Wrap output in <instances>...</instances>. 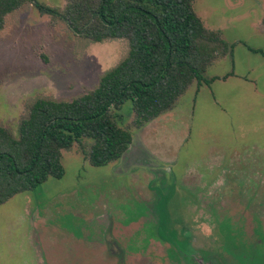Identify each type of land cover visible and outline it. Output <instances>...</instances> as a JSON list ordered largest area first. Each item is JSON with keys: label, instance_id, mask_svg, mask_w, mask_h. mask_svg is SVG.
I'll list each match as a JSON object with an SVG mask.
<instances>
[{"label": "rangeland", "instance_id": "1", "mask_svg": "<svg viewBox=\"0 0 264 264\" xmlns=\"http://www.w3.org/2000/svg\"><path fill=\"white\" fill-rule=\"evenodd\" d=\"M194 9L233 46L207 70L211 82H193L172 110L141 127L131 101L115 110L133 132L116 162L93 165L87 142L63 150L61 178L0 205V264H114L102 244L110 236L126 264H149L134 255L161 241L159 226L177 239L187 226L208 255L256 226L264 241V0H195ZM127 52L125 39L91 42L25 4L0 29V124L16 133L36 97L91 90Z\"/></svg>", "mask_w": 264, "mask_h": 264}, {"label": "trees", "instance_id": "2", "mask_svg": "<svg viewBox=\"0 0 264 264\" xmlns=\"http://www.w3.org/2000/svg\"><path fill=\"white\" fill-rule=\"evenodd\" d=\"M194 1L67 0L61 9L0 0V29L7 15L35 2L86 40L128 42L127 54L91 90L69 99L36 97L16 133L0 124V205L61 178L63 150L74 144L87 142L83 152L93 165L120 160L133 141L115 113L127 101L141 127L172 110L193 82H211L207 70L233 46L205 26Z\"/></svg>", "mask_w": 264, "mask_h": 264}, {"label": "flooded vegetation", "instance_id": "3", "mask_svg": "<svg viewBox=\"0 0 264 264\" xmlns=\"http://www.w3.org/2000/svg\"><path fill=\"white\" fill-rule=\"evenodd\" d=\"M256 225L258 224L256 223ZM110 227L112 229L111 225ZM159 227L164 234L167 235L168 232V238H166L165 235L161 238V241H149L146 248L140 249L139 252L134 255L136 261H142V258L146 256L148 257L149 264H154L155 262H158L157 264L161 262H165L166 264H264V255H261L264 254V241L261 240L260 234L257 231L258 226H256V230L252 237H246L247 235L244 231L243 234L239 233L233 240L224 237L225 244L224 242L221 244L222 246L219 252H217V254L209 252V255L206 251L198 250L194 246L193 233L187 226L186 229L188 232H186V234L184 231L178 230L183 233L182 237L178 239L177 233L175 237L173 232H171L172 228H170L169 232V228L162 229V226ZM105 234L107 233L105 232ZM161 236L163 235L161 234ZM109 238L110 239H104V242H102V244H104L103 250L105 257L110 259L111 262H114V264H126L130 259L122 258V256L119 255L120 251L114 247L117 246L118 243H115L114 241L116 240L113 238L111 239V236ZM162 243L165 244L163 252L160 251V246H158ZM226 248L230 250L233 249L231 250L232 253L228 252ZM187 252H190V254L189 257L185 258Z\"/></svg>", "mask_w": 264, "mask_h": 264}]
</instances>
